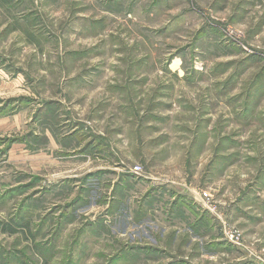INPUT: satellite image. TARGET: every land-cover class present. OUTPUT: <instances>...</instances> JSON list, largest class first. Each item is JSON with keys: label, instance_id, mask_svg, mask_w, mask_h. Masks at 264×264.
I'll use <instances>...</instances> for the list:
<instances>
[{"label": "rangeland", "instance_id": "obj_1", "mask_svg": "<svg viewBox=\"0 0 264 264\" xmlns=\"http://www.w3.org/2000/svg\"><path fill=\"white\" fill-rule=\"evenodd\" d=\"M0 264H264V0H0Z\"/></svg>", "mask_w": 264, "mask_h": 264}, {"label": "built area", "instance_id": "obj_2", "mask_svg": "<svg viewBox=\"0 0 264 264\" xmlns=\"http://www.w3.org/2000/svg\"><path fill=\"white\" fill-rule=\"evenodd\" d=\"M140 170H141V167L136 166L134 168V171L133 172L136 173V174H138L140 172ZM230 241L233 242V243H236V242L239 241V237H237V235L232 234L231 235V238H230Z\"/></svg>", "mask_w": 264, "mask_h": 264}]
</instances>
